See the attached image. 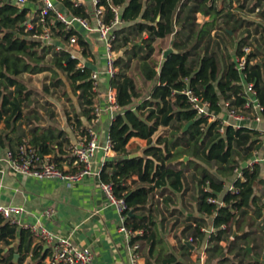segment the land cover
<instances>
[{"label": "trees", "instance_id": "16d2710c", "mask_svg": "<svg viewBox=\"0 0 264 264\" xmlns=\"http://www.w3.org/2000/svg\"><path fill=\"white\" fill-rule=\"evenodd\" d=\"M55 2L74 16L91 15L86 12V5L76 6L72 0ZM234 3H238L237 8ZM100 4L106 7L107 22L113 17L111 6L120 7L124 21L113 29L114 49L122 51L115 61L118 71L111 78L121 108L109 129L117 157L106 161L101 179L113 183L116 195L124 197L131 208L127 225L136 231L143 230V234L133 236L132 241L148 246L146 264H197L191 258V246L185 242L190 238L197 251L207 246L206 264H264V192L258 190V185L264 183L263 166L256 165L253 171L244 169L246 181H235L238 192L225 189L227 182L231 183L234 178L235 163L244 166L255 150L262 152L264 136L257 129H235L231 125L221 132L219 121L209 123L205 117L198 116L182 92L187 87L196 88L198 94L212 103L211 110L219 113L220 101L230 100L242 105L245 101L243 83L253 82L264 106V0H100ZM240 9H246L247 14L257 18H246L238 12ZM28 12L27 7L19 8L0 0V121H4L5 128L16 132V142L7 136L11 149L23 143L27 136L22 126L24 119L34 123L32 130L43 129L39 117L45 107L35 108L33 115L24 112L37 103L24 74L51 71L53 79L44 90L50 92V86L61 87L63 95L71 101L65 81L58 78V71L65 73L80 102L83 117L88 119L92 118L96 95L90 77L92 69L79 68L78 59H71L70 52L55 51L52 46L32 38V34H40L42 28H28L29 22L36 21L31 20ZM197 13L209 19L198 24ZM48 21L62 40L79 35L81 44L86 45L78 31L65 30L54 14ZM243 27L235 55L245 56L246 63L245 69L239 71L232 54L226 59L220 48L225 36L232 37ZM169 35H174V47L181 52L158 62L153 57L154 43ZM48 54L52 57L50 61ZM137 65L144 79L153 82L147 95L140 92L131 74ZM72 108L80 124V113L75 106ZM190 121L192 123L183 131ZM160 126L170 128L171 136L158 137L152 145V136ZM53 135L51 129L35 133L29 143L46 154L50 152L47 141L59 137ZM133 137L148 140L143 156L130 157L127 145ZM0 142L3 143L2 136ZM185 156H188L187 161L183 159ZM212 162L216 164V171L210 167ZM135 175L138 179L133 178ZM135 184L138 185L133 187ZM155 189L163 198L162 208L160 203L157 206L162 220L166 219L163 209L167 210L169 204L187 193L192 196L193 211L207 217H185L175 234L177 243L173 250L162 236L152 231L155 216L144 212ZM209 198L222 204L209 202ZM208 218H212L216 230L211 234L202 229L207 226ZM258 220L259 238L253 230ZM33 243L28 229H18L0 216V264H24L30 253L32 260L26 264H45L48 251ZM6 247L8 253H5ZM16 253L20 254L17 262L14 261Z\"/></svg>", "mask_w": 264, "mask_h": 264}, {"label": "crops", "instance_id": "0c3cea01", "mask_svg": "<svg viewBox=\"0 0 264 264\" xmlns=\"http://www.w3.org/2000/svg\"><path fill=\"white\" fill-rule=\"evenodd\" d=\"M85 4L90 9L89 13L91 15L88 18L95 26L93 6L89 0H85ZM234 4L236 5V3ZM56 5L62 12L66 14L69 19L74 17V15L71 14V12L67 10L61 3H56ZM25 7L29 9V15H34L36 9L38 8V0H28ZM198 15H202L205 18L204 22L209 19V16H205L202 13H197V16ZM72 28L81 34L86 45H82L80 41L78 45H71L69 39L62 40L61 37L55 35L54 32L51 41L52 44L47 46H52L55 51H60L55 48V45H60L63 47L61 50L74 52L76 54V59L79 61L78 63H82L85 66L90 67L92 71L94 70L100 73L99 88L95 92L96 95L94 98L93 107H106L107 104L104 94L108 90L115 87L111 85L112 76L107 72V48L105 41L97 30L89 31L78 21H74L72 23L70 29ZM212 34H214V31ZM75 36L80 39L79 35ZM169 36H173L172 39H170V45L172 42L174 45V35ZM167 37L164 38L166 39ZM164 38H158L155 43L159 40H163ZM155 43L154 46H156ZM164 50L162 51V60L164 59ZM235 51L232 53V60L237 57V55H235ZM117 54L118 57L121 56L122 51H118ZM154 55L155 54H153V57L155 58ZM47 58V60L50 61L52 58L51 54H48ZM56 70L58 71L57 68ZM58 72V78H61L65 81L66 91L70 95L71 101H68L67 97L63 95V91L61 92L60 96L61 98L66 99V102L63 104L54 98H47L51 97L50 94L52 91H54V89L59 91L61 87L50 86V92H46L44 88L40 91L33 87V92L37 91L36 96L34 93L37 103H35L34 106L30 108H26L24 112L26 115H33L35 108L45 107L46 110L42 109V115L39 117V121L43 129L32 130L34 123H30V121L27 122L26 119H24L22 122V126L27 134L24 140H27L28 142L35 133L39 134L40 132L46 131L48 129L53 131V136H59L47 141L48 144H50V152L46 154L52 156V158L56 160L61 167L68 168L70 167L71 161L68 148L70 144L76 141L77 135L80 134L81 130L90 124V119L83 117L84 115L81 111L80 102L77 96L74 95L71 84L67 80L65 73L60 71ZM43 73H49L53 75L51 71H44L36 74L40 75ZM50 84L51 79L47 78V82L45 81L44 87L45 85ZM139 103L140 102L138 101L137 104ZM73 106H75L77 111L80 113V124L74 117V110L72 108ZM120 111L121 108L114 111L105 110L101 115L99 122L95 124L94 127L100 134L101 144L104 143L106 137L109 134L111 123ZM160 128L167 127L160 126L159 129ZM258 128L264 136V120L258 124ZM159 129L152 136V145L156 143V140L160 135L158 133ZM0 136L3 137V143L0 142V204L24 207V211L20 214H17L16 216L21 222L20 225H15L18 229L23 228V225L25 224L41 223L58 235L69 236L75 243L89 246L94 254V264H131L129 250L131 243L130 238L124 232L119 230V214L115 206L110 204L107 195L100 186V176L94 174L69 186L65 181L60 179L38 178L15 172L10 168L4 158L6 156L7 149L10 148V141L8 140L7 136L10 138L12 137L15 139L14 142H16V132L5 128V123L2 120L0 121ZM135 144L141 145L142 149H139L140 151L138 149L132 150ZM148 146L149 144L147 139L133 137L129 141L127 149L130 153H135L142 152V150ZM114 157H117L116 151H114V153H112L109 158ZM103 163H105L104 151L101 148L96 155V169H101ZM260 165L263 166V164ZM180 167L181 165L178 164L177 168ZM133 178L138 179V176L135 175ZM129 183H131V180ZM136 185L138 184L133 185V187H136ZM189 194L190 193H187L183 196V198H180L178 201L169 204L167 210L163 207V214L166 219L162 220V215L158 212L157 206L158 203H160L162 208L163 198L159 195L157 189H155L153 194H151L149 198V204L144 211L148 215L153 214V216H155L154 221L156 223L152 225V231L156 232L158 237L162 236L166 240L170 250H173V246H176L174 233L176 230L179 232L181 229L180 223L185 217L188 215L206 217L202 214H199L196 210L189 212L186 209ZM48 208L53 209V214H45V211ZM175 208L178 209L172 214L171 211ZM179 211H181L183 215H181ZM178 218L179 223L177 222ZM202 229H205L204 231L207 233H210L211 230L215 229L212 218L207 219V226L203 227ZM138 242L140 244L139 252L142 256L141 262L142 264H146L148 246L144 242ZM41 245L44 246V251H48L47 257L45 259V264H48L50 246L46 243L40 244L38 241L34 240L33 246ZM206 247L207 246L204 245L201 250H198V252H196L195 247L194 249H191V258L194 262L196 261L197 264H206ZM8 252L9 248L6 247L5 253ZM153 259L154 257H152V261ZM31 260L32 254L30 253L25 258L24 264L30 262Z\"/></svg>", "mask_w": 264, "mask_h": 264}, {"label": "built area", "instance_id": "2783aa9c", "mask_svg": "<svg viewBox=\"0 0 264 264\" xmlns=\"http://www.w3.org/2000/svg\"><path fill=\"white\" fill-rule=\"evenodd\" d=\"M13 3L19 8H25L28 0H3ZM76 6L86 5L85 0H72ZM93 6V14L95 20V26L91 23L88 17L74 16L69 19L64 12H62L54 2V0H38V8L34 15L28 16L31 20H36L28 23V28L41 27L42 32L40 34H32V38L38 39L44 45L52 44L53 28L52 22L48 21V17L51 14L55 15V18L62 22L65 26V30H70L74 21H78L84 28L89 31L97 30L105 41L107 48V72L113 77L118 69L115 66V61L118 58V52L114 49V40L116 38L113 32L114 28H117L124 23L120 7L111 6L113 17L110 22H107L104 18L106 7L100 4V0H89ZM258 10V9H257ZM86 12H90L87 7ZM70 44H79V39L72 35L70 38ZM57 50H61L63 47L55 45ZM250 48H245L248 52ZM71 59H76V54L70 52ZM235 67L242 71L245 69L246 58L245 56L236 57ZM79 68H84L85 65L78 63ZM92 80L93 91H97L99 88L100 73L98 71H92L90 74ZM185 81L189 82V78L185 77ZM176 91H174L175 93ZM188 97L192 107L197 111L198 116L205 117L207 121H219L220 131L223 132L226 126H233L238 129L241 127H248L260 130L258 124L264 120V106L261 104L257 97V90L253 82L243 83V97L245 101L242 105L232 103L230 100L220 101L218 104L221 106V112L217 113L211 110L212 103L205 99L202 95L198 94L196 88L187 87L183 91ZM106 100V107L94 106L92 111V118L90 124L81 130L77 135L75 142L70 144L68 152L70 154V167L64 168L52 158V156L43 154L39 148L30 144L27 140L19 144L15 149L8 148L4 160L8 163L10 168L15 172L27 174L38 178H56L63 180L67 185L71 186L75 182L84 180L88 176L97 174L100 176V186L107 195L111 205L115 206L120 220L119 230L124 232L130 238V263L142 264V256L139 252V242H133L132 237L138 234H143V230H133L126 223L127 217L131 208L126 202L124 197H118L114 191L113 183L105 182L101 179V171L106 163V160L114 153V143L112 138L108 134L103 144L100 141V134L94 127L101 118V115L105 110H118L120 107L117 103L116 89H110L104 94ZM104 151V160L101 169H96V155L99 149ZM264 163V149L262 152L255 150L253 157L248 160L244 166L237 164L234 168V178L231 183L226 184L225 189L231 192H238V188L235 186L236 180L246 181L244 169L253 171L256 165ZM209 202H217L222 204L219 200L209 198ZM24 211V207L17 205H2L0 204V216L4 217L12 225H20V220L17 214ZM45 214H53V209L48 208ZM23 228L28 229L34 240L40 244H48L50 246V256L48 264H94V254L89 246L80 245L75 243L71 237L58 235L49 230L41 223L38 224H25ZM205 230V229H203ZM216 230L210 231L214 233ZM234 238V236L232 237ZM192 238H190V242Z\"/></svg>", "mask_w": 264, "mask_h": 264}, {"label": "rangeland", "instance_id": "374dc122", "mask_svg": "<svg viewBox=\"0 0 264 264\" xmlns=\"http://www.w3.org/2000/svg\"><path fill=\"white\" fill-rule=\"evenodd\" d=\"M237 6H238V3H236V5L234 4V8H237ZM248 6L249 5H247V7ZM223 12L224 11H222V13ZM238 12L239 13L241 12V14L246 16V18H248V19H254L255 20L257 18L255 15L247 14L246 9H240ZM204 19L205 18L202 15L201 16H199V15L197 16L196 15V22L198 24L202 25L203 22H204ZM243 29H245V28H243ZM243 29H241L240 31L235 32L232 37L225 36V41H222L221 39H219L220 42L222 41L221 42V48H220L221 54L226 59H228V54L229 53H231V54L234 53L235 47L237 45L238 40L241 37V34H242L241 32H242ZM144 36L146 37L147 35H144ZM172 37L169 36L166 39L164 38L163 40H159V41H157L155 43L156 46H155V53H154L155 55L154 56H155V59L158 62H160L162 60V51L169 47L170 39H172ZM131 74L135 78L137 86L139 87L140 92H142L143 95H147L148 92L150 91V89L152 88V82L151 81H147V80H145L143 78V76L141 75V70L139 69L138 65L135 66L131 70ZM24 77H25L26 81L28 82V85L32 88V90H34L33 89V87H34V88H36L37 90H40V91L44 88V83H45V81L47 82V78L51 79V81L53 79V75H51L49 73H43V74H40V75H38V74H36V75L24 74ZM46 84H49V83H46ZM36 92L37 91H34L35 96H36ZM61 92H62V88L59 91H56V89H54V91H52L51 94H50L51 97H47V98H50V99L54 98L56 100H59L63 104V103L66 102V99L60 97L61 96ZM138 101L140 102L141 100H137L136 102H138ZM158 133L160 134L159 137L170 138L172 131H171L170 128H160ZM133 147L134 148H132V150L142 149L141 145H138V144H135ZM263 149H264V146H263ZM235 165H237V164L235 163ZM210 167H211L212 170L216 171L215 162H212ZM263 174H264V163H263ZM231 178H233V177L231 176ZM258 190H259L260 193L264 192V183H260L258 185ZM191 202H193V200H192V196L189 194V198L187 199V204H186V209L189 212L193 211V206H192ZM258 223H259V220H258L257 224L253 227V230H254V234L257 235L258 238H259L260 232H259V228H258ZM177 232H178V230H176V232L174 234H176ZM176 243H177V240H176ZM196 252H198V251L196 250Z\"/></svg>", "mask_w": 264, "mask_h": 264}, {"label": "water", "instance_id": "95a60500", "mask_svg": "<svg viewBox=\"0 0 264 264\" xmlns=\"http://www.w3.org/2000/svg\"><path fill=\"white\" fill-rule=\"evenodd\" d=\"M181 51L180 50H177L174 45H173V42L172 44L164 50L163 52V58L164 59H167L169 57L170 54L172 53H180ZM192 123V121H190L188 124L185 125V127L183 128V131L186 130L188 128V126ZM138 156H143V152H135V153H131L130 154V157L133 158V157H138ZM185 161L188 160V156H185L183 158ZM130 214H132V212H130ZM188 245L191 246L192 249H194V246L191 244L190 240H187L185 241ZM20 254L19 253H16L14 255V261L17 262L18 258H19Z\"/></svg>", "mask_w": 264, "mask_h": 264}]
</instances>
